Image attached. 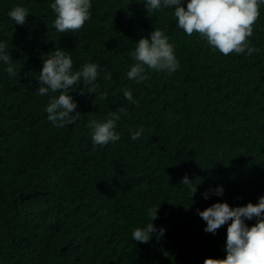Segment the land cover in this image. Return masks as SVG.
<instances>
[{"label":"trees","instance_id":"obj_1","mask_svg":"<svg viewBox=\"0 0 264 264\" xmlns=\"http://www.w3.org/2000/svg\"><path fill=\"white\" fill-rule=\"evenodd\" d=\"M53 0H0V39L20 75L0 64V264H203L225 257L227 224L206 232L197 209L264 199V5L248 38L252 56L214 50L188 36L172 9L147 14L144 0H92L91 19L74 32L53 27ZM29 9L16 25L8 11ZM165 31L180 66L127 78L136 41ZM64 48L78 69L100 65L99 92L70 93L75 124L53 127L37 95L43 57ZM111 72V79L102 77ZM129 88L138 106L124 98ZM106 93V95H103ZM55 95H59L56 93ZM123 107L120 140L93 146L90 119ZM143 126L132 141L129 129ZM188 176L190 184L182 185ZM222 185L223 196L203 194ZM197 186L192 197L191 189ZM148 207H160L165 238L132 239ZM253 229L255 224H249Z\"/></svg>","mask_w":264,"mask_h":264},{"label":"clouds","instance_id":"obj_2","mask_svg":"<svg viewBox=\"0 0 264 264\" xmlns=\"http://www.w3.org/2000/svg\"><path fill=\"white\" fill-rule=\"evenodd\" d=\"M264 0H144L143 7L147 14L172 9L177 25L185 34H198L214 49L223 55L230 53L252 56L258 51L251 46L249 37L253 34V24L259 17L260 6ZM92 0H53L51 8L55 13L53 27L59 33L74 32L81 29L85 22L91 19ZM29 9L16 5L8 11V17L16 25L25 24ZM135 63L127 71V78L141 83L148 78L147 70L175 73L180 62L175 46L160 28H154L147 37L136 41L131 53ZM42 69L37 77L39 86L37 95L49 96V102L44 108L47 120L53 127L61 128L66 124H75L80 113L76 111L78 102L70 94L75 91V85L80 83L85 92H99V68L95 62L88 61L78 69L73 66L70 54L61 47L43 57ZM0 64L5 65L8 77L20 75L13 58L8 52L7 41L0 39ZM111 72L102 77L105 81L111 79ZM124 98L138 106V100L129 88L122 89ZM59 93V95H55ZM106 95V93H103ZM126 110L121 107L116 112L109 113L104 119H90L87 127L90 129L93 146L104 147L120 140L116 130L119 113ZM132 141L138 140L144 132L143 126L129 129ZM192 179L185 176L181 184H190ZM222 185L210 189L203 194L204 199L210 198V193L223 196ZM192 197L197 192V186L191 189ZM160 207H148L147 220L142 226L135 227L132 239L140 243H150L153 239L160 241L165 238L166 228L157 227L154 221L158 218ZM200 218L206 223L205 231L216 234L217 230L227 224L225 257L222 259L208 257L203 264H264V199L253 206L251 202L243 206H230L226 201H217L204 210L197 209ZM255 224L249 229V224Z\"/></svg>","mask_w":264,"mask_h":264}]
</instances>
